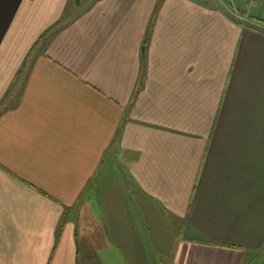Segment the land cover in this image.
Masks as SVG:
<instances>
[{
	"label": "crops",
	"instance_id": "crops-1",
	"mask_svg": "<svg viewBox=\"0 0 264 264\" xmlns=\"http://www.w3.org/2000/svg\"><path fill=\"white\" fill-rule=\"evenodd\" d=\"M264 264V0H0V264Z\"/></svg>",
	"mask_w": 264,
	"mask_h": 264
},
{
	"label": "rangeland",
	"instance_id": "rangeland-1",
	"mask_svg": "<svg viewBox=\"0 0 264 264\" xmlns=\"http://www.w3.org/2000/svg\"><path fill=\"white\" fill-rule=\"evenodd\" d=\"M256 264H262V262H258V263H256Z\"/></svg>",
	"mask_w": 264,
	"mask_h": 264
}]
</instances>
